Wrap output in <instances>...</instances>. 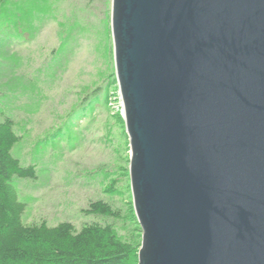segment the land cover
<instances>
[{
	"label": "water",
	"instance_id": "water-1",
	"mask_svg": "<svg viewBox=\"0 0 264 264\" xmlns=\"http://www.w3.org/2000/svg\"><path fill=\"white\" fill-rule=\"evenodd\" d=\"M139 264H264V0H112Z\"/></svg>",
	"mask_w": 264,
	"mask_h": 264
},
{
	"label": "rangeland",
	"instance_id": "rangeland-1",
	"mask_svg": "<svg viewBox=\"0 0 264 264\" xmlns=\"http://www.w3.org/2000/svg\"><path fill=\"white\" fill-rule=\"evenodd\" d=\"M111 7L112 0H0V123L13 120L20 140L12 154L36 167L35 178L13 181L26 224L79 228L98 220L86 210L104 200L122 215L107 221L124 237L133 233Z\"/></svg>",
	"mask_w": 264,
	"mask_h": 264
},
{
	"label": "trees",
	"instance_id": "trees-1",
	"mask_svg": "<svg viewBox=\"0 0 264 264\" xmlns=\"http://www.w3.org/2000/svg\"><path fill=\"white\" fill-rule=\"evenodd\" d=\"M19 140L13 120L5 118L0 123V264H139L142 235L132 203L129 219L134 229L129 237L120 235L115 224L107 221L122 215L104 200L91 202L86 210L98 220L86 221L79 228L71 221L56 225L23 222L26 204L13 181L17 176L35 178L36 167L23 166L12 154Z\"/></svg>",
	"mask_w": 264,
	"mask_h": 264
}]
</instances>
